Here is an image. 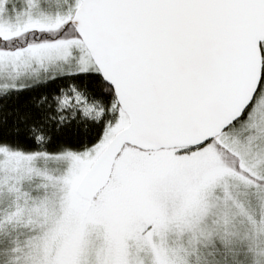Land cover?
<instances>
[{
  "label": "snow or ice",
  "instance_id": "1",
  "mask_svg": "<svg viewBox=\"0 0 264 264\" xmlns=\"http://www.w3.org/2000/svg\"><path fill=\"white\" fill-rule=\"evenodd\" d=\"M0 264H264V0H0Z\"/></svg>",
  "mask_w": 264,
  "mask_h": 264
}]
</instances>
